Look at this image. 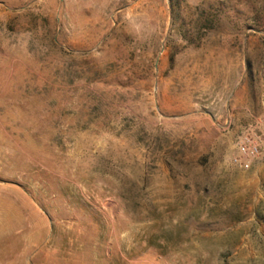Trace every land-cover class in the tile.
<instances>
[{
	"label": "rangeland",
	"instance_id": "374dc122",
	"mask_svg": "<svg viewBox=\"0 0 264 264\" xmlns=\"http://www.w3.org/2000/svg\"><path fill=\"white\" fill-rule=\"evenodd\" d=\"M264 0H0V264H264Z\"/></svg>",
	"mask_w": 264,
	"mask_h": 264
},
{
	"label": "built area",
	"instance_id": "2783aa9c",
	"mask_svg": "<svg viewBox=\"0 0 264 264\" xmlns=\"http://www.w3.org/2000/svg\"><path fill=\"white\" fill-rule=\"evenodd\" d=\"M238 157L235 163L244 169H248L254 160L264 157V133L250 135L243 133L237 140Z\"/></svg>",
	"mask_w": 264,
	"mask_h": 264
}]
</instances>
